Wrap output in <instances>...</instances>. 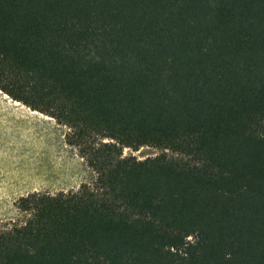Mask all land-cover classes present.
Wrapping results in <instances>:
<instances>
[{
  "label": "trees",
  "instance_id": "1",
  "mask_svg": "<svg viewBox=\"0 0 264 264\" xmlns=\"http://www.w3.org/2000/svg\"><path fill=\"white\" fill-rule=\"evenodd\" d=\"M0 91L96 174L0 264H264V0H0Z\"/></svg>",
  "mask_w": 264,
  "mask_h": 264
},
{
  "label": "rangeland",
  "instance_id": "2",
  "mask_svg": "<svg viewBox=\"0 0 264 264\" xmlns=\"http://www.w3.org/2000/svg\"><path fill=\"white\" fill-rule=\"evenodd\" d=\"M66 132L53 118L0 91V233L26 221L17 205L21 197L77 191L95 181L96 174L78 151L66 144ZM160 153L143 147L124 149L123 155L145 160Z\"/></svg>",
  "mask_w": 264,
  "mask_h": 264
}]
</instances>
